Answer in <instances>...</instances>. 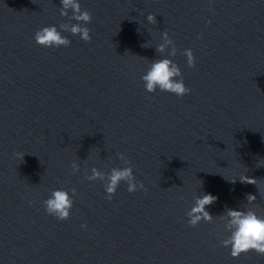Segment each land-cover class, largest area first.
I'll return each mask as SVG.
<instances>
[{
	"label": "water",
	"instance_id": "95a60500",
	"mask_svg": "<svg viewBox=\"0 0 264 264\" xmlns=\"http://www.w3.org/2000/svg\"><path fill=\"white\" fill-rule=\"evenodd\" d=\"M81 6L91 40L65 32L70 46L45 48L35 31L69 22L60 0H0V264H264L255 251L233 258L219 219L247 194L264 214V0ZM164 31L191 89L182 97L141 80L170 51H156ZM121 152L147 191L122 181L108 200L85 175L123 167ZM60 187L77 190L63 221L43 206ZM199 191L217 197L206 206L216 218L193 227L185 213Z\"/></svg>",
	"mask_w": 264,
	"mask_h": 264
},
{
	"label": "clouds",
	"instance_id": "9594fccd",
	"mask_svg": "<svg viewBox=\"0 0 264 264\" xmlns=\"http://www.w3.org/2000/svg\"><path fill=\"white\" fill-rule=\"evenodd\" d=\"M60 15L68 17L69 22L60 23L59 25H45L37 29L34 33L36 44L45 48L68 47L71 45V40L64 35L65 32L79 35L80 39L85 42L91 40V29L87 25L92 20V14L87 9L82 8L81 0H60ZM146 20L149 24H156L153 13L147 14ZM161 41L156 46V51L165 53L169 48L170 51L166 56L150 61V64L141 75L143 87L149 93L169 92L177 97H182L189 93L191 89L185 84L180 66L170 58L176 55L177 48L167 31L161 33ZM183 55L186 57L187 65L194 67L195 56L192 49H184ZM14 155L19 163L23 161L24 152H16ZM118 155L123 162V167H112L110 171L105 172L93 165L90 168V174L86 173L85 178L89 181L97 179L102 181L108 200L112 199L122 181L126 182L127 191L130 193L139 189L147 191L143 182L136 179L131 161L122 152ZM261 161L257 166L264 164ZM71 169L73 173L79 172V163L73 161ZM239 180L258 185L255 178L248 177L246 174L240 176ZM76 195L77 190L75 187L71 189L63 187L51 189L50 194L43 200L45 212L61 221L68 219ZM216 200L215 195L199 191L194 195L193 203L185 213L188 218L187 223L194 227L201 221L214 222L216 217L207 210L206 206L211 205ZM246 201L247 203L240 208H226L219 218L223 222L224 232L227 233L226 238L221 240V244L225 248H230V255L233 258L249 251L264 255V214L257 211L255 206L256 195L247 194ZM81 228H86V225L81 224Z\"/></svg>",
	"mask_w": 264,
	"mask_h": 264
}]
</instances>
